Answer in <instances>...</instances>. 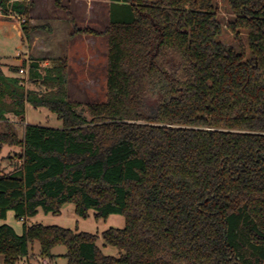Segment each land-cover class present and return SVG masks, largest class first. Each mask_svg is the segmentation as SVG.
Returning a JSON list of instances; mask_svg holds the SVG:
<instances>
[{
    "label": "trees",
    "instance_id": "1",
    "mask_svg": "<svg viewBox=\"0 0 264 264\" xmlns=\"http://www.w3.org/2000/svg\"><path fill=\"white\" fill-rule=\"evenodd\" d=\"M226 1L237 47L221 39L216 0H110L102 31L76 30L107 37L103 101L70 100L67 57L43 73L31 63L41 90L7 76L0 56V148L20 160L0 169L4 264L29 257L35 242L43 259L64 246L66 264H264V0ZM22 29L30 38L38 27L25 18ZM27 104L63 127L27 123L20 137L9 114L25 121ZM68 202L81 217L125 216L102 233L118 257L97 234L42 223L18 234L5 222L10 210L26 221Z\"/></svg>",
    "mask_w": 264,
    "mask_h": 264
},
{
    "label": "rangeland",
    "instance_id": "2",
    "mask_svg": "<svg viewBox=\"0 0 264 264\" xmlns=\"http://www.w3.org/2000/svg\"><path fill=\"white\" fill-rule=\"evenodd\" d=\"M28 5V15L24 18L30 19V9L34 8V17L40 31L39 38L33 46L28 47L23 42V35L15 24H7L0 22V56L3 57V62H8L9 67H5V71L19 77L23 80V85L28 89H43L40 81L33 82L31 80L32 73L30 65L32 62L39 63L41 73L44 72V67L54 65L53 59L59 57H67L69 63L70 56V34H77L79 28H93L98 31L103 30L109 22L110 0H23ZM59 2V3H58ZM216 5L219 12V18L223 23L224 30L222 34V41L228 46L237 47L232 32L227 29L226 25L233 19L229 6L226 0H216ZM65 7V8H64ZM67 9L70 11L68 12ZM0 16L6 21L17 20L20 21L13 12H5L0 7ZM73 18V20H72ZM31 25V19H30ZM22 25V24H21ZM32 34V33H31ZM246 40V34L243 33ZM30 39V38H27ZM30 43V42H29ZM31 44L33 42L31 41ZM34 48V49H33ZM76 53L86 52L92 53L90 63L93 59V68L90 66L80 69L81 65L71 62L72 68L69 70L68 77V96L70 100L80 103H87L90 101H103L106 96V72H107V55L105 39H99L96 44L84 42L77 43L72 46ZM95 48V49H94ZM27 52V53H26ZM97 52V56L93 54ZM67 54V55H66ZM69 55V56H68ZM106 55V56H105ZM28 56V58H26ZM20 59L25 61V65L20 63ZM20 63V65H19ZM11 66H17L18 70L12 72ZM24 68L25 72L21 73L20 68ZM9 100V99H7ZM13 117L20 123L16 125L17 133L22 136L23 122L19 118L9 114V120ZM26 122L30 124H39L62 128L63 122L58 115L50 111L46 107H35L31 104L27 105ZM0 132L5 130V122H0ZM14 123V122H11ZM9 147L6 146L0 154L1 170L4 172H11L15 166L20 163L13 149L7 154ZM3 157V158H2ZM95 210H90L88 217H81L76 212V205L72 202L64 204L59 214L47 213L43 209H39L35 216L27 218L23 221L17 218L16 213L10 210L7 215L6 223L14 227L18 234H22L24 223L28 225L34 223H42L44 225H58L70 228L77 232H89L98 235L97 244L102 251L111 256L118 257L119 250L111 245L105 243L102 238V233L111 228H123L126 224L125 216L122 214H110L106 218L97 217ZM66 248L64 246H57L53 253L55 256L47 259V264H66L67 259L64 254ZM31 255L22 259L18 264H43V259L40 256L39 243L35 242L31 245ZM0 264H4L3 256L0 255Z\"/></svg>",
    "mask_w": 264,
    "mask_h": 264
},
{
    "label": "crops",
    "instance_id": "3",
    "mask_svg": "<svg viewBox=\"0 0 264 264\" xmlns=\"http://www.w3.org/2000/svg\"><path fill=\"white\" fill-rule=\"evenodd\" d=\"M33 10H34V8H31L30 9V19H31V22H32V24L33 25H37V23H36V19H35V17H34V12H33ZM0 22H2V23H9V24H15L17 27H18V29L21 31V33H22V37H23V42L26 44V46L28 47V50H27V52H29V50H30V46H33L34 47V44L37 42V40H38V38H39V34H40V31L38 30V31H33L32 32V34H31V37H30V39H27L25 36H24V33H23V29H22V25H21V23H20V21H17V20H10V21H6V20H4V19H2L1 18V16H0ZM102 31V30H101ZM99 39H105V42H106V47H107V50H106V55H107V52H108V45H107V37L106 36H104V35H92V34H86V33H77V34H73L72 33V35L70 34V44H72L71 46H70V56H69V70H71V68H72V65H71V62H74V63H76V64H80L81 66V68L80 69H84L85 67H87V66H90L91 68H93L95 65H93V59H92V61L90 62V63H88L89 62V60H90V58L92 57V53L90 54L89 52L88 53H84V52H81V53H76L74 50H73V48H72V46H74V45H77V43H83L84 42V44H85V42H89V43H94V44H96L97 42H99ZM31 41L33 42V44H31ZM30 42V43H29ZM34 49V48H33ZM95 49V48H94ZM26 52V53H27ZM67 55V54H66ZM98 55V53L97 52H95L94 54H93V56H97ZM105 55V56H106ZM2 57V56H1ZM26 58H28V56H26ZM3 57L1 58V64H2V69H3V71L5 72V74L7 75V76H14L13 74H9V73H7L6 71H5V67L7 66V67H9L10 66V64L8 63V62H3ZM22 62V60L20 59V63ZM20 63H19V65H20ZM106 63H107V59H106ZM70 72V71H69ZM28 105V104H27ZM26 109H27V106H26ZM10 121L11 122H14L13 124H14V127L16 128V125L17 124H19L20 122L17 120V119H14L13 117H11V119H10ZM0 122H3V121H0ZM27 124V122H26V120L23 122V127H22V132H23V135L22 136H20V137H23L24 136V131H25V125ZM0 127H2V125H1V123H0ZM6 146H4V147H2V148H0V154L2 153V150L5 148ZM9 147V146H8ZM9 150L6 152V155H4L3 157H6L7 156V154L12 150V148L11 147H9L8 148ZM2 157V158H3ZM2 168V165H0V169Z\"/></svg>",
    "mask_w": 264,
    "mask_h": 264
},
{
    "label": "built area",
    "instance_id": "4",
    "mask_svg": "<svg viewBox=\"0 0 264 264\" xmlns=\"http://www.w3.org/2000/svg\"><path fill=\"white\" fill-rule=\"evenodd\" d=\"M12 12V11H11ZM13 14H16L17 16H18V18H19V20H20V23L22 24V22H24L25 21V18L23 17V16H21V15H18L17 13H15V12H13ZM20 72L21 73H24L25 72V69L22 67V68H20ZM43 262V264H47V259H45L44 261H42Z\"/></svg>",
    "mask_w": 264,
    "mask_h": 264
}]
</instances>
